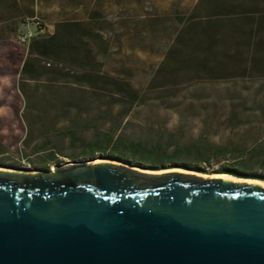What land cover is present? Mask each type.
Here are the masks:
<instances>
[{"label":"rangeland","instance_id":"374dc122","mask_svg":"<svg viewBox=\"0 0 264 264\" xmlns=\"http://www.w3.org/2000/svg\"><path fill=\"white\" fill-rule=\"evenodd\" d=\"M196 3L197 0H0V167L53 168L69 161L113 158L112 147L106 145L95 148L94 154L82 153V147L71 142L67 130L73 128L78 135L98 140L118 123L116 135L124 132L139 136L149 130V124L157 131H178L182 141L203 136L238 149L264 144V56L246 44L233 53L235 58L223 57L220 39H214L204 66L185 67L180 63L189 55L197 61V55L205 54L200 39L187 28L209 21L202 10L194 12ZM64 21H80L96 33L92 44L102 70L147 95L126 118L125 108L110 98L109 91L114 89L111 85L107 92L103 91L105 96H92V110L80 113L74 108L67 113L58 108L47 112L44 104L51 97L46 94L45 99L26 111L32 120L30 136L25 101L18 88L30 40L23 37L52 34ZM227 41L234 44L233 40ZM174 43L172 53L166 57ZM163 61L168 72L158 75L149 86ZM41 65L40 80H29L27 86L32 93H42L51 85L48 67ZM176 67L179 71L171 72ZM61 86L80 97L91 94L86 81ZM126 119L131 121L128 127L124 125ZM42 130L45 137L39 134ZM51 150L57 155L49 161ZM223 162L219 159L204 166L212 170L210 174L222 173L217 169ZM262 168L255 166L254 173L264 174ZM167 169L176 168L161 170Z\"/></svg>","mask_w":264,"mask_h":264},{"label":"water","instance_id":"95a60500","mask_svg":"<svg viewBox=\"0 0 264 264\" xmlns=\"http://www.w3.org/2000/svg\"><path fill=\"white\" fill-rule=\"evenodd\" d=\"M12 169L0 264H264L260 181L111 157Z\"/></svg>","mask_w":264,"mask_h":264},{"label":"trees","instance_id":"16d2710c","mask_svg":"<svg viewBox=\"0 0 264 264\" xmlns=\"http://www.w3.org/2000/svg\"><path fill=\"white\" fill-rule=\"evenodd\" d=\"M194 12L202 10L209 21L195 24L190 27L195 38L200 39V47L205 54L198 56L196 61L194 55H187L180 59L181 65L185 67L205 65L208 62L206 53L213 50L212 41L219 40L224 48L223 57L235 58L239 48L244 45L253 47V50L264 56V0H197ZM187 28L184 29L187 31ZM230 30V31H229ZM183 33L179 30L177 38ZM96 33L88 29L80 21L59 22L55 32L47 35H35L29 38L27 44V54L23 61L18 81V88L25 101V119L28 121L26 130L28 135H33L32 120L27 118L26 111L33 109L46 94L51 99L45 103L47 112L54 108L63 110L76 109L77 112L92 110L91 105L95 100L107 94V86L114 87L110 92V98L115 104L125 108L126 118L133 115L134 108L139 107L141 100H144L146 92L135 88L130 82L122 81L120 78L111 76L102 70V63L93 48V39ZM227 39L233 40L234 44L228 43ZM175 43L168 48L166 57H169L174 49ZM257 54V53H255ZM44 62V63H42ZM164 61L158 66L156 76L151 79L149 86L161 73H166ZM177 63V61H176ZM41 64L48 67L51 85L45 91L32 93L28 91L29 80H40ZM177 66H180L178 64ZM76 70V71H75ZM178 72L179 67L174 68ZM79 72L83 75L78 74ZM83 78V79H81ZM82 81L88 83L89 97L74 95L67 92L61 85L81 84ZM105 91V92H103ZM25 121V120H24ZM122 122V121H121ZM128 127L131 121H125ZM120 124L106 133L104 139H87L78 135L75 129H68L71 142L82 147V153H95V148L102 145L111 146L113 152L110 153L115 159L135 164L149 170H161L165 168H183L202 173H212L204 165H209L213 161L224 159L217 172L229 173L238 177L258 178L264 180V174L254 173V168L261 165L264 170V144L244 147L242 149L229 146H222L210 141L203 136L193 141H182L178 131L154 130L153 125H147L149 129L139 136L127 135L124 132L115 134L114 130ZM45 130L39 133L45 137ZM104 148V147H102ZM0 149V153H2ZM57 153L50 151L49 161L54 160ZM55 162V161H53ZM54 164V163H53ZM49 165V164H48ZM25 169L26 166H18Z\"/></svg>","mask_w":264,"mask_h":264},{"label":"bare ground","instance_id":"6f19581e","mask_svg":"<svg viewBox=\"0 0 264 264\" xmlns=\"http://www.w3.org/2000/svg\"><path fill=\"white\" fill-rule=\"evenodd\" d=\"M104 159V158H102ZM109 159V158H107ZM99 160V159H98ZM1 169V168H0ZM8 169V168H7ZM176 169H183V168H176ZM187 170V169H186ZM13 171V170H12ZM160 171V170H159ZM190 171H193V170H190ZM196 174L198 175H202L204 177H218V178H225V179H233V178H248V177H238V176H234V175H231L229 173H215V174H207V173H202V172H197V171H194ZM248 179H251V180H256V181H260L264 184V180H261V179H257V178H248Z\"/></svg>","mask_w":264,"mask_h":264},{"label":"built area","instance_id":"2783aa9c","mask_svg":"<svg viewBox=\"0 0 264 264\" xmlns=\"http://www.w3.org/2000/svg\"><path fill=\"white\" fill-rule=\"evenodd\" d=\"M29 36H25V37H23V40H25V41H27V40H29Z\"/></svg>","mask_w":264,"mask_h":264}]
</instances>
